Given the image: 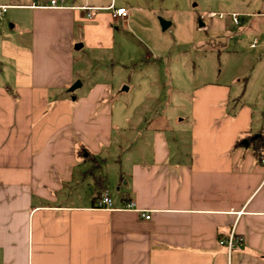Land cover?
<instances>
[{"label":"crops","instance_id":"1","mask_svg":"<svg viewBox=\"0 0 264 264\" xmlns=\"http://www.w3.org/2000/svg\"><path fill=\"white\" fill-rule=\"evenodd\" d=\"M99 1L0 0L11 5L0 16V264H264V161L247 140L264 134V111L244 100L249 77L195 90L185 152L162 129L120 126L109 83L70 88L86 85L78 60L113 49L134 19L135 0H114L126 18L89 17L83 6L111 2ZM253 14L264 16L241 18ZM244 23L235 33L250 54L264 41ZM125 136L136 145L113 191L106 164ZM103 189L113 209L96 206ZM233 226L243 240L229 256L219 240Z\"/></svg>","mask_w":264,"mask_h":264},{"label":"rangeland","instance_id":"2","mask_svg":"<svg viewBox=\"0 0 264 264\" xmlns=\"http://www.w3.org/2000/svg\"><path fill=\"white\" fill-rule=\"evenodd\" d=\"M99 2L108 4L110 0ZM135 3L131 25L116 24L119 30L113 49H92V55L86 53L78 60V70L86 83L84 88L78 87L79 91L91 82L109 83L120 126L162 129L172 150L181 147L185 152L195 90L206 83L220 82L234 83L235 90L238 85L234 80L240 70L250 79L244 100L253 105L255 113L264 111V44L244 54L246 42L239 39L236 28L227 39L225 21L208 17L210 11L264 12V0H135ZM161 19L172 24L163 29ZM245 19L242 22H250L252 31L259 34L263 43L264 16L253 14ZM200 20L204 26H200ZM219 38L228 43L226 49L221 50L223 43ZM249 61L254 65L251 70L243 67ZM128 137L119 141L118 155L106 164L108 185L113 191L119 178L120 158L126 161L125 155L132 151L128 147L136 145Z\"/></svg>","mask_w":264,"mask_h":264},{"label":"built area","instance_id":"3","mask_svg":"<svg viewBox=\"0 0 264 264\" xmlns=\"http://www.w3.org/2000/svg\"><path fill=\"white\" fill-rule=\"evenodd\" d=\"M110 4L106 7H91V6H83L82 8L85 9L87 12V15L89 17H93L96 14V11H99L101 9H108L112 11V14L114 17H121L126 18L130 15V10L127 7L122 6H116L114 0H110ZM68 0H47V2H44L43 0H32L31 6H43V7H52V8H65L69 7ZM11 5H0V16L10 8ZM208 17L213 19L215 17H218L220 19H224L226 17H229V24L233 28H240L243 26L241 13L233 11L230 13L225 12H215L210 11L208 13ZM264 161V157L262 158ZM97 207L107 208V209H113V198L111 197L108 189H103L100 196L97 200ZM125 208L127 209H136V205L134 201H128L124 204ZM240 214V213H238ZM142 216L149 219L151 215L146 212H142ZM242 237H238L236 234L235 226L232 227L229 235L227 237L221 238L219 240L220 244L225 246L228 249L229 256L231 255L232 250L234 249L237 242L242 241Z\"/></svg>","mask_w":264,"mask_h":264},{"label":"trees","instance_id":"4","mask_svg":"<svg viewBox=\"0 0 264 264\" xmlns=\"http://www.w3.org/2000/svg\"><path fill=\"white\" fill-rule=\"evenodd\" d=\"M248 143L254 146L256 153L263 158L264 157V134L252 135L248 139Z\"/></svg>","mask_w":264,"mask_h":264},{"label":"water","instance_id":"5","mask_svg":"<svg viewBox=\"0 0 264 264\" xmlns=\"http://www.w3.org/2000/svg\"><path fill=\"white\" fill-rule=\"evenodd\" d=\"M170 21H167V20H164V19H161V25H162V28L163 29H166L170 26ZM200 26H204V22L202 20H200ZM82 44L79 43L78 45H76L77 48L81 47ZM80 86V81H77L73 84V86L71 87V90H75L77 87ZM245 143H247V141H244Z\"/></svg>","mask_w":264,"mask_h":264}]
</instances>
